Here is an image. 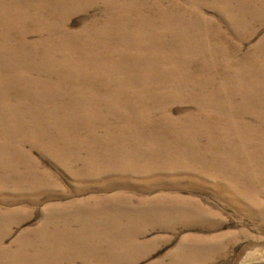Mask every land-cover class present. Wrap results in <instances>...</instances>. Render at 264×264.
Masks as SVG:
<instances>
[{
	"label": "rangeland",
	"instance_id": "374dc122",
	"mask_svg": "<svg viewBox=\"0 0 264 264\" xmlns=\"http://www.w3.org/2000/svg\"><path fill=\"white\" fill-rule=\"evenodd\" d=\"M156 1L107 0V7L117 11L113 18L121 12L122 19L92 26L81 42L117 40L118 32L125 37L160 30L174 34L166 42L173 53L154 60L164 89L118 87L119 93L136 92L140 99L162 89L184 95L174 98L183 101L172 104L167 117L152 109L151 121L139 124L137 133H106L75 150L58 151L50 140H64L49 139L0 105V260L10 254L24 258L13 264H264V97L259 88L264 27L257 23L264 0H240L239 8L231 4L232 18L218 17L215 4L198 10L182 0H168L155 11ZM85 6V0H0V52L35 42L36 25ZM237 14L241 17L234 22ZM181 17L195 18L182 24ZM88 21V14L79 13L69 29L76 32ZM252 25L260 29L258 36H243ZM75 58L91 60L89 55ZM202 69L208 82L197 92L193 79ZM107 123L126 126L113 119ZM107 123L99 127L106 129ZM110 172H120L110 176L121 183L113 196L100 197L104 184L90 180ZM125 181L130 184L116 194ZM58 183L53 193L62 195L59 199L47 190L34 192ZM79 190L89 193L77 196Z\"/></svg>",
	"mask_w": 264,
	"mask_h": 264
},
{
	"label": "bare ground",
	"instance_id": "6f19581e",
	"mask_svg": "<svg viewBox=\"0 0 264 264\" xmlns=\"http://www.w3.org/2000/svg\"><path fill=\"white\" fill-rule=\"evenodd\" d=\"M106 1L85 0V7L88 8L65 9L60 13L59 18L34 27L35 42L29 41L15 50L0 52V105L4 106L8 114H14L16 117L28 120L37 132L43 131L49 139L57 136L64 140L65 142H59L58 139L50 140L51 145L55 146L58 151L62 148L75 150L78 145L84 142L88 144L89 141L87 140L90 138L106 133L125 131L137 133L139 124L151 121V117L148 115L152 109H161L160 116L165 118L168 116V110L172 104L183 101L174 98H185L180 93L177 97V91L162 92L166 86L162 81L161 74L157 73L158 68L154 63L157 56H167L173 53L166 46L167 40L174 35L171 32L168 34V32L160 30L148 34L138 33L137 35H130V37H125L118 32L117 36L120 38L117 40L100 42L90 46L81 42L84 34H91L92 26L98 24L99 27H103L107 26L105 24L107 20L119 21L122 19L121 12L113 18V13L117 11L109 9ZM155 3H158V6L155 7ZM155 3L151 9L158 11L167 7L169 1L157 0ZM181 3L195 6L198 10L204 5L215 4L217 5L215 11L218 17L223 15L227 18H232V11L235 8L231 4L237 8L240 7V0H203L201 5H195L194 0H182ZM202 9L204 8L202 7ZM261 12L262 19L257 23L262 28L264 27V7ZM79 13L88 14L89 21L83 22L81 28L73 32L69 29V21ZM129 17L133 16L129 15ZM240 17L241 15L237 14L233 21L236 22ZM193 18L195 17H181L179 22L182 24L189 23V20ZM150 20L152 19L150 18ZM152 22L154 21L152 20ZM209 22L218 25L214 19ZM89 25L90 27H87ZM259 30H256L252 25L247 30L246 35L242 34L241 31L240 33L243 36L253 34L258 36ZM163 48L165 51H162ZM84 55H89L91 60L85 62L75 58ZM260 77L262 81L259 88L264 97V72H261ZM252 80L254 81V79ZM193 81L192 90L195 89V91L200 92L201 87H204L208 82L207 71L204 72L202 69L201 76L193 79ZM121 85L132 88L134 85H152L154 88H164L159 92H147L158 94L157 96L148 95L145 96V99H140L136 92L129 95L119 93L118 87ZM172 85L177 87L178 83L173 81ZM105 89L109 91L106 92ZM185 93L187 97H194L197 101L201 100L199 95ZM109 119L115 120L118 124L123 122L126 126L121 129L113 127L112 124L107 123ZM46 123L51 125L52 131L46 129ZM103 123L108 124L106 129L99 127ZM17 144L27 149V144L19 142ZM30 149L32 150V148ZM112 173L121 175L120 172H110L99 175V181L90 180L92 185L98 182H100L98 186L101 183L104 184L102 188L105 189L99 190L102 193L100 197L113 196L111 191L117 189L116 184L121 183L118 182L119 178L110 176ZM70 176L72 178V174ZM138 177L145 178V174H138ZM105 179L106 182H103ZM122 184L124 186H119L120 191L116 194H122L123 188L130 183L125 181ZM60 187L61 185L58 183L51 189L41 188L34 192L39 193L47 190L52 198L59 199L62 195L55 196L53 192ZM157 190L163 191L161 187H158ZM87 193L89 191L82 190L77 196ZM24 197L22 200L25 199ZM97 197L92 196L91 198ZM84 198H77L75 201ZM54 204L61 203L50 205ZM6 256V260H0V263L24 262V258L22 259L20 255L6 254Z\"/></svg>",
	"mask_w": 264,
	"mask_h": 264
}]
</instances>
